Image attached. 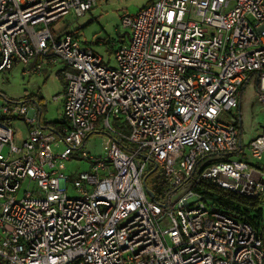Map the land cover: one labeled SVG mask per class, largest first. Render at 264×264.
I'll return each mask as SVG.
<instances>
[{
  "label": "built area",
  "instance_id": "1",
  "mask_svg": "<svg viewBox=\"0 0 264 264\" xmlns=\"http://www.w3.org/2000/svg\"><path fill=\"white\" fill-rule=\"evenodd\" d=\"M96 2L0 0V72L58 68L65 80L56 129L39 126L29 104H0V264H264L260 228L195 190L264 193V128L247 159L235 155L250 75L264 106V0L147 3L121 18L128 38L114 67L51 30ZM23 117L30 127L17 140L11 121ZM98 123L110 137L95 157L82 146ZM70 159L88 169L66 176ZM154 166L164 181L145 184L150 198L143 179Z\"/></svg>",
  "mask_w": 264,
  "mask_h": 264
},
{
  "label": "rangeland",
  "instance_id": "2",
  "mask_svg": "<svg viewBox=\"0 0 264 264\" xmlns=\"http://www.w3.org/2000/svg\"><path fill=\"white\" fill-rule=\"evenodd\" d=\"M152 1L154 0H97L89 12L76 18L71 14L64 16L51 25V30L54 33H59L63 29H67L69 33H73L80 28L77 37L82 43L94 49L104 64L114 67L116 63L113 60V51L107 44L116 45L117 40L127 35L121 25V18L135 14ZM57 71H59L58 68L52 70L47 77H27L22 75V66L17 64L10 70L0 72V104L9 106L12 103H21L26 94H35L39 98L38 107L44 109L40 121L52 123L59 120L62 116V107L60 101L54 100V97L62 96L61 92L65 80L60 73L56 74ZM240 100L241 149L236 157L245 160L242 153L246 152L247 145L256 133L259 123L264 122V110L258 102L252 80L246 84ZM30 107L36 109L35 106ZM21 120L18 119L13 124L17 128H22L23 123ZM109 123L110 127L118 134L122 136L128 134L126 126H123L121 122L110 119ZM108 132L106 127L98 123L94 133L86 139L82 149L95 157L103 154L106 150V142L110 137ZM88 166L85 161L70 159L68 162H64L62 166L60 165V169L69 177L77 172L86 171ZM163 181L164 178L161 172L156 169L146 178L145 184L148 188L158 191L160 190L159 187H162ZM23 186L24 184H22ZM261 199L262 210H264V197H261ZM262 224H264V221H262ZM258 227L260 228L262 242H264V225Z\"/></svg>",
  "mask_w": 264,
  "mask_h": 264
},
{
  "label": "trees",
  "instance_id": "3",
  "mask_svg": "<svg viewBox=\"0 0 264 264\" xmlns=\"http://www.w3.org/2000/svg\"><path fill=\"white\" fill-rule=\"evenodd\" d=\"M79 30L80 28H78L77 31H74L73 33L71 32L70 34L73 35L75 38H77V32ZM63 33H69V32L67 31V29H63V31L57 34H63ZM127 38H128V33L124 38L117 40L116 45L112 43H108L107 46L111 48L112 51H114L117 46L126 42ZM253 76L254 75H250V77L242 84L243 86L241 87V91L238 98L239 103L242 92L246 84L253 79ZM257 89L258 87L256 86V91ZM25 101L27 102V100ZM39 108H40V115L38 117L39 126L43 128L56 129L60 120L52 123L41 122L40 116L44 109L41 107ZM239 120L240 117L239 114L237 113L236 128L238 129V140L242 129L241 126L239 125ZM121 147L123 148V146ZM237 154L238 153H235V155ZM195 190L197 193L201 194L203 201H205L210 205H215L221 212L230 215H235V214L240 215V217H242L246 222H248L249 224L253 225L256 228L258 226L264 225L262 224V221H264V210H262V208L260 207V203H261L260 196L264 195V193H261L254 198L246 197L243 195L239 196L231 191L228 190L225 191L223 189H219L208 182H202L201 184L198 185V188H196Z\"/></svg>",
  "mask_w": 264,
  "mask_h": 264
},
{
  "label": "crops",
  "instance_id": "4",
  "mask_svg": "<svg viewBox=\"0 0 264 264\" xmlns=\"http://www.w3.org/2000/svg\"><path fill=\"white\" fill-rule=\"evenodd\" d=\"M54 69H57V68H52L50 69L49 72H47L46 74L43 75V77H47L50 75V73L52 72V70ZM60 73L59 71L56 72V74ZM24 76V75H23ZM27 77H31V76H27ZM38 77V76H37ZM253 85H254V82H253ZM65 89V85H63V88H62V95H63V91ZM254 89H255V92H256V85H254ZM57 99L56 100H59L60 101V106L62 104V96L61 97H56ZM239 98V97H238ZM35 99V100H34ZM241 99V98H240ZM27 100V102L25 101ZM39 98H37V96L35 94H26V96L24 97V100L19 103V104H23V103H26V104H29L30 106L34 107L35 106V110H36V115H37V124L39 125L38 123V117L40 115V108L38 107L37 105V102H38ZM259 102V101H258ZM260 104V103H259ZM261 105V104H260ZM240 107H241V100H240V103H239V106H238V109L236 110V114L238 113L239 114V110H240ZM261 108L262 110H264V106L261 105ZM33 111L30 112V114H32ZM241 117V115H240ZM22 119V118H21ZM18 120V119H17ZM61 120V118L59 119ZM57 120V121H59ZM16 120H12L11 121V124L13 125L14 127V130H15V135H16V139L19 140V139H24V137L26 136L28 130H29V127L30 125L26 122L25 118L23 117V119L21 120L23 125H22V128H17L15 126V124H13ZM57 121H53V122H57ZM60 123V122H59ZM59 125V124H58ZM241 126V124H240ZM264 128V122H262L261 124L259 123L258 127H257V131L256 133L251 137V139H253V137H255L257 134H259V132L261 131V129ZM250 139V140H251ZM239 143H240V137H239ZM242 156L244 157V159H247V157L245 155L242 154ZM261 163V164H260ZM259 163V165H261L262 167V170H264V159H262V161ZM261 197H264V195L260 196V199ZM261 202H262V199H261ZM260 207L262 208L261 206V203H260Z\"/></svg>",
  "mask_w": 264,
  "mask_h": 264
},
{
  "label": "water",
  "instance_id": "5",
  "mask_svg": "<svg viewBox=\"0 0 264 264\" xmlns=\"http://www.w3.org/2000/svg\"><path fill=\"white\" fill-rule=\"evenodd\" d=\"M239 117H240V114H239ZM239 125H240V120H239ZM156 170V166H154V168L144 177V179H143V185L145 186V181H146V178L150 175V174H152L154 171ZM145 190H146V192H147V194H148V196L150 197V198H153V193L149 190V189H147L146 188V186H145Z\"/></svg>",
  "mask_w": 264,
  "mask_h": 264
}]
</instances>
